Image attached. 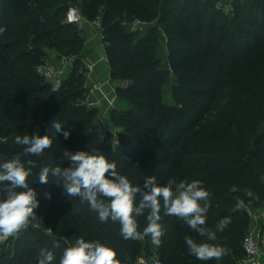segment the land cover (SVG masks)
I'll return each instance as SVG.
<instances>
[{
	"label": "trees",
	"instance_id": "trees-1",
	"mask_svg": "<svg viewBox=\"0 0 264 264\" xmlns=\"http://www.w3.org/2000/svg\"><path fill=\"white\" fill-rule=\"evenodd\" d=\"M230 2L232 14L219 0H0V27L6 26L0 34V137H8L0 157L20 155L26 166L34 161L30 187L40 201L36 221L0 240V264H38L41 248L52 251L53 264H59L63 250L81 236L113 248L121 264L151 254L150 237L124 240L118 222L101 223L87 202L66 196L53 177L45 185L35 181L45 166L68 167L67 160L61 163L65 151L92 149L115 161L133 186L148 176L159 184L201 180L211 193L207 226L215 230L221 218L231 217L216 241H206L162 209L165 234L156 246L162 264H236L244 258L242 242L252 221L247 208L250 202L264 204V0ZM71 5H80L90 21L100 20L111 79L127 83L117 96L129 108L110 115L117 134L101 136L99 109L86 104L85 39L78 26L66 23ZM135 23L150 28L141 35L132 30ZM160 32L173 78L169 106L160 93ZM47 49L73 63L57 92L37 73ZM53 122L70 131V138L55 133L43 155H23L15 136H43ZM137 220L142 233L145 216ZM185 236L218 244L227 255L197 260Z\"/></svg>",
	"mask_w": 264,
	"mask_h": 264
},
{
	"label": "clouds",
	"instance_id": "clouds-1",
	"mask_svg": "<svg viewBox=\"0 0 264 264\" xmlns=\"http://www.w3.org/2000/svg\"><path fill=\"white\" fill-rule=\"evenodd\" d=\"M6 26L0 27V34ZM52 133L51 135L49 133ZM50 132L41 136L38 131L31 136H15L14 143L23 147V155L41 156L50 149L55 133H61L65 140L70 138V131H64L62 124L53 122ZM8 137H0V144H7ZM0 240L7 239L28 228L38 219L36 209L40 206L37 191L30 187L29 177L36 166L28 160L22 163L20 155L12 159L0 157ZM69 162L62 168L45 166L40 169V185L54 178L57 186L63 188L68 197H78L87 202L89 210L96 213L101 223L109 220L120 225V235L124 240H139L150 237L153 245L160 246L165 232L160 223L161 210L164 216H174L182 220L191 230L206 241H216L217 232H223L231 223V217L221 218L215 230L206 224L207 213L211 207V193L203 182L194 179L191 182L168 179L159 184L155 176H148L140 186H133L128 177L117 172L115 161L109 162L104 154L92 149L90 151H65L61 158ZM139 201L137 202V197ZM44 197L51 200L50 192ZM145 216L146 226L138 231V217ZM39 219H41L39 217ZM189 254L197 260H220L227 255V249L209 242H196L192 237H184ZM59 247V243L54 245ZM38 264H53L54 254L45 248L39 250ZM59 264H121L115 250L100 241H86L82 236L63 250Z\"/></svg>",
	"mask_w": 264,
	"mask_h": 264
},
{
	"label": "crops",
	"instance_id": "crops-1",
	"mask_svg": "<svg viewBox=\"0 0 264 264\" xmlns=\"http://www.w3.org/2000/svg\"><path fill=\"white\" fill-rule=\"evenodd\" d=\"M95 22L96 20L88 21L83 18L81 24L78 25V29L82 31L85 39L82 58L87 70L86 104L99 109L100 113L107 114V130L113 132L111 112L115 109L127 110L129 108L128 103L117 96V89L125 88L127 83L111 79V69L103 43L102 28ZM250 233L258 239L264 248V210L252 216ZM243 259L238 260L236 264H242Z\"/></svg>",
	"mask_w": 264,
	"mask_h": 264
},
{
	"label": "built area",
	"instance_id": "built-area-1",
	"mask_svg": "<svg viewBox=\"0 0 264 264\" xmlns=\"http://www.w3.org/2000/svg\"><path fill=\"white\" fill-rule=\"evenodd\" d=\"M82 20L83 18L78 8H69L66 14V23L78 26ZM95 23L101 26L99 19ZM137 24L140 25V23ZM37 73L51 87L52 91L57 92L62 89L66 78V71L60 66L45 62L37 67ZM242 250L244 253L242 264H264L262 262V259H264V248L252 233L249 232L244 238ZM136 264H162V262L158 252H151L149 256L138 259Z\"/></svg>",
	"mask_w": 264,
	"mask_h": 264
},
{
	"label": "rangeland",
	"instance_id": "rangeland-1",
	"mask_svg": "<svg viewBox=\"0 0 264 264\" xmlns=\"http://www.w3.org/2000/svg\"><path fill=\"white\" fill-rule=\"evenodd\" d=\"M230 4H231L230 0H219V6L224 7V11L227 14H232V8H231ZM71 6L78 8L81 16L84 19H87L89 21V18L83 12L80 5H71ZM131 28L133 31H137L141 35H144L145 33H147L150 26L138 25L137 23H135V24H132ZM155 44L157 46L159 56L163 58L162 69H166L167 68V60L165 58L167 57V48H166V41H165V38H164L162 33L159 34L158 39L155 42ZM44 62L52 63V64H55L57 66H60L62 69H64L66 71V76L69 75V72H70L69 60L64 59V58L59 59V56L55 50H53V49H47L46 50V57L44 58ZM172 83H173V78L171 77L170 80L165 85L161 86V90H160L161 99H162L161 101H162V104H164L166 106L173 105L172 92H171ZM106 125H107V114L103 113V112L100 113V111H99V116H98L97 123H96L97 130L100 132L101 129H107ZM112 131H113L112 133H115V134H117L119 132V130L116 129L115 127L112 128ZM263 210H264V204L258 207L253 202H250L249 206L247 208V211L250 213L251 217L255 216V213L257 211L262 212ZM16 235L17 234H15L14 236H16ZM5 240L6 239L1 240V241H5ZM151 250H152V253L157 252L156 245H153L152 242H151Z\"/></svg>",
	"mask_w": 264,
	"mask_h": 264
},
{
	"label": "water",
	"instance_id": "water-1",
	"mask_svg": "<svg viewBox=\"0 0 264 264\" xmlns=\"http://www.w3.org/2000/svg\"><path fill=\"white\" fill-rule=\"evenodd\" d=\"M69 67L73 68V63H69ZM159 75H160V80H161V84L165 85L171 78L172 73L170 69H162L159 71ZM108 132H110L107 129H101L100 130V135L101 136H105ZM259 212L257 211L256 214H258Z\"/></svg>",
	"mask_w": 264,
	"mask_h": 264
}]
</instances>
